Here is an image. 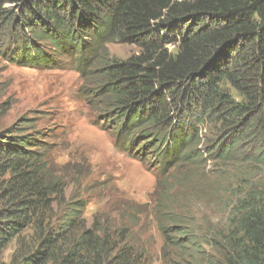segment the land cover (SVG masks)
Wrapping results in <instances>:
<instances>
[{
  "label": "trees",
  "instance_id": "1",
  "mask_svg": "<svg viewBox=\"0 0 264 264\" xmlns=\"http://www.w3.org/2000/svg\"><path fill=\"white\" fill-rule=\"evenodd\" d=\"M3 42L9 63L91 80L102 129L159 170L174 264H264V0H0ZM112 44L139 51L111 59ZM25 130H0V264H152L131 229L88 223ZM208 161L236 181L217 187L233 200L216 229L190 201L209 199Z\"/></svg>",
  "mask_w": 264,
  "mask_h": 264
},
{
  "label": "rangeland",
  "instance_id": "2",
  "mask_svg": "<svg viewBox=\"0 0 264 264\" xmlns=\"http://www.w3.org/2000/svg\"><path fill=\"white\" fill-rule=\"evenodd\" d=\"M5 45L0 43V108L6 111L0 130L23 126L25 134H44L50 163L57 176L65 178L68 197L81 195L86 201L85 218L90 225L131 229L149 252L152 264L180 261L181 254L169 247L160 231L164 217L159 170L151 162L141 163L129 156L118 147L114 135L102 129L103 112L93 105V94L88 92L93 87L91 80L84 79L68 61L58 70L47 71L9 63L2 55ZM107 50L111 59L118 60L139 51L133 45L119 44L109 45ZM214 163L208 161L206 169L209 199L190 201L195 204L194 225L203 223L216 229L226 223L233 200L230 193L218 195L217 187L236 181L220 179L223 170ZM182 209L175 211L179 218ZM185 226L192 225L185 219ZM12 253L13 249L5 252L7 261Z\"/></svg>",
  "mask_w": 264,
  "mask_h": 264
}]
</instances>
